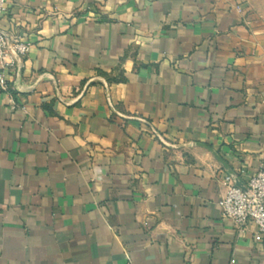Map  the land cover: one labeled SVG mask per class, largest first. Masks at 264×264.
<instances>
[{
	"label": "crops",
	"instance_id": "0c3cea01",
	"mask_svg": "<svg viewBox=\"0 0 264 264\" xmlns=\"http://www.w3.org/2000/svg\"><path fill=\"white\" fill-rule=\"evenodd\" d=\"M6 1L0 33L30 50L27 92L3 66L0 264H264L213 154L243 185L264 171V33L241 0Z\"/></svg>",
	"mask_w": 264,
	"mask_h": 264
},
{
	"label": "built area",
	"instance_id": "2783aa9c",
	"mask_svg": "<svg viewBox=\"0 0 264 264\" xmlns=\"http://www.w3.org/2000/svg\"><path fill=\"white\" fill-rule=\"evenodd\" d=\"M7 11V1L0 0V19ZM30 47L16 41L10 44L8 39L0 33V91L8 92L9 84L3 66L7 57L13 53L19 56L28 54ZM14 65V61L10 63ZM224 194L218 205L226 218L232 219L239 231L244 233L249 225L257 227V240L264 239V171H259L244 185L247 192L241 189L230 174L221 181Z\"/></svg>",
	"mask_w": 264,
	"mask_h": 264
},
{
	"label": "rangeland",
	"instance_id": "374dc122",
	"mask_svg": "<svg viewBox=\"0 0 264 264\" xmlns=\"http://www.w3.org/2000/svg\"><path fill=\"white\" fill-rule=\"evenodd\" d=\"M241 2L264 33V0H241Z\"/></svg>",
	"mask_w": 264,
	"mask_h": 264
},
{
	"label": "water",
	"instance_id": "95a60500",
	"mask_svg": "<svg viewBox=\"0 0 264 264\" xmlns=\"http://www.w3.org/2000/svg\"><path fill=\"white\" fill-rule=\"evenodd\" d=\"M13 55H14V57H15V59H16V61L18 62V65H19V72H18V79H17V82H16V88L19 90V91H23V92H27V90L28 89H26V88H24L23 86H21V84H20V76H21V56H19L18 54H16V53H13ZM200 146H202V147H205V148H207L206 146H204V145H200ZM210 151H212L211 149H210ZM213 152V151H212ZM213 154H214V156L217 158V160L223 165V167H225L226 168V170L229 172V174L233 177V179H234V181H235V183L241 188V189H243L245 192H247V190H246V188H245V186L239 181V179H238V177L226 166V164L220 159V157L216 154V153H214L213 152Z\"/></svg>",
	"mask_w": 264,
	"mask_h": 264
}]
</instances>
